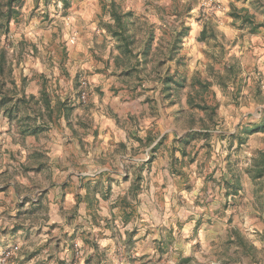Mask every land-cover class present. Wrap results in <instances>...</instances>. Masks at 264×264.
Here are the masks:
<instances>
[{"label":"rangeland","instance_id":"obj_1","mask_svg":"<svg viewBox=\"0 0 264 264\" xmlns=\"http://www.w3.org/2000/svg\"><path fill=\"white\" fill-rule=\"evenodd\" d=\"M9 2L0 112L44 142L45 185L79 197L70 230L28 237L51 210L22 183L0 264H264V0ZM113 4L139 18L133 51ZM96 172L111 177L52 178Z\"/></svg>","mask_w":264,"mask_h":264},{"label":"crops","instance_id":"obj_2","mask_svg":"<svg viewBox=\"0 0 264 264\" xmlns=\"http://www.w3.org/2000/svg\"><path fill=\"white\" fill-rule=\"evenodd\" d=\"M10 119L8 117L4 116V111L0 112V181H5L3 184L0 183V212H4L7 214L16 213L19 211H23L24 209L28 208V206L21 205V193L19 190V186L22 185V183L29 185L28 183L30 181H38L39 183H42V187L38 188L35 193L41 194L37 199H34L37 201V203L33 204V207H36L37 210V216L45 215V212L40 213L39 211L42 210L44 207L47 206L50 208L51 212L48 214L51 216L49 221L45 222L44 225L40 226L38 223H28L29 225L26 230H29V232H25L28 237H32L37 234L39 236H45V233L47 231H54L55 235L61 234L62 232H65L67 230H70V226H68L67 222L64 223L65 218H63L62 214H69L70 211H75L77 209L76 207V198L79 195L78 190H72L67 191L65 196L63 194V191L61 190V187H55L56 183L49 184L48 186L45 185V166H39L40 162H44V158L46 157V146L44 142H39L35 140V137L32 136H21L18 133V129H16L15 125H10L9 123ZM102 128V127H99ZM24 137V138H23ZM20 138H22L20 140ZM25 139V141H24ZM19 152L21 155H19ZM37 158V164L34 165L36 168L33 173L28 172L26 177L20 176V175H14V172L17 173L21 172L22 165H28L30 161L35 160ZM100 159L99 157L94 156V158L91 159L93 163L95 161H98ZM22 164V165H21ZM101 177H111L110 174H104V173H76L75 175L70 174H53L52 178L54 181L63 185L67 182L73 181L78 184L80 179H89L91 181L99 180ZM31 178V179H30ZM34 179V180H33ZM23 184V186H24ZM85 186H88V184H85ZM32 188V185H30ZM82 193L83 198L85 197L87 190L83 189L80 191ZM62 197H65L64 200H62ZM79 197V196H78ZM102 203V201H101ZM29 204V203H27ZM88 204L86 202H83L79 206L80 212L86 213L88 211L87 209ZM41 207V209H40ZM7 219V217H6ZM56 223L51 224V223ZM18 228H21V225L25 226L24 224H21V219H19V222L17 221ZM50 226V227H49ZM14 227L13 224L10 225V223L7 220H4L3 217H0V229L1 230H8ZM54 228V229H52ZM11 231V230H9ZM41 232V234H40ZM2 233L0 232V243L1 246L8 244L9 245V236L7 235L5 237H1ZM30 240V239H29ZM106 243H109L110 241L106 240ZM6 243V244H5ZM30 244H33L32 242ZM34 246V245H33ZM27 247V246H26ZM30 248V247H27ZM33 249V247H31ZM27 252V251H26ZM23 259V258H22ZM19 264H21V261H18ZM24 264V262H23Z\"/></svg>","mask_w":264,"mask_h":264},{"label":"trees","instance_id":"obj_3","mask_svg":"<svg viewBox=\"0 0 264 264\" xmlns=\"http://www.w3.org/2000/svg\"><path fill=\"white\" fill-rule=\"evenodd\" d=\"M13 1L14 0H10L9 4L12 5ZM114 7L115 9H113V17L115 18V25H110V27L114 28L113 35L117 38L119 37L120 39H123L125 48L129 51H133V49L131 48V44L135 43V41L137 40L135 38L138 34L137 29L138 27H140L139 18H135L133 16V12L131 11L123 12L116 6ZM248 18L253 21L250 16H248ZM143 51L146 55L145 58L148 57V54L151 51L150 41L148 42V44L146 43Z\"/></svg>","mask_w":264,"mask_h":264},{"label":"built area","instance_id":"obj_4","mask_svg":"<svg viewBox=\"0 0 264 264\" xmlns=\"http://www.w3.org/2000/svg\"><path fill=\"white\" fill-rule=\"evenodd\" d=\"M82 98H83V99L86 98V94H85V92H83V94H82Z\"/></svg>","mask_w":264,"mask_h":264}]
</instances>
